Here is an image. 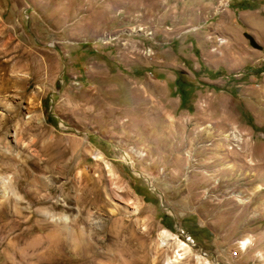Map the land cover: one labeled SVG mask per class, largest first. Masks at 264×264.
I'll return each mask as SVG.
<instances>
[{
	"label": "rangeland",
	"instance_id": "1",
	"mask_svg": "<svg viewBox=\"0 0 264 264\" xmlns=\"http://www.w3.org/2000/svg\"><path fill=\"white\" fill-rule=\"evenodd\" d=\"M231 2L0 0V158L23 169L1 165L0 264H169L163 229L264 264V0Z\"/></svg>",
	"mask_w": 264,
	"mask_h": 264
},
{
	"label": "bare ground",
	"instance_id": "2",
	"mask_svg": "<svg viewBox=\"0 0 264 264\" xmlns=\"http://www.w3.org/2000/svg\"><path fill=\"white\" fill-rule=\"evenodd\" d=\"M1 108V107H0ZM15 140L18 142L19 141V138H18V136H17V128H15ZM1 141V140H0ZM3 151H5V150H3ZM2 151V152H3ZM18 152V151H17ZM4 153H7V152H4ZM12 157H14V156H12ZM7 158H8V161L9 160H11V162H12V159L13 158H11V157H9V156H7ZM17 158V157H16ZM19 158H20V156H19ZM17 160H20V159H18L17 158ZM6 161H7V159H6ZM4 162H5V160H4ZM21 162V161H20ZM1 158H0V170H1ZM22 166V165H21ZM16 167V166H15ZM2 168L3 169H8V170H14V177H15V179L16 180H19L18 178H17V176H19V175H17L18 174V171H20V170H23V169H21L20 167V169L19 168H14L13 167V165H10L9 163H7V162H5V163H3V165H2ZM20 177V176H19ZM11 178H13V177H11ZM21 179V178H20ZM27 180V179H26ZM30 181V180H29ZM32 181V180H31ZM5 182V181H4ZM11 182H12V180H11ZM11 182H9L10 184H11ZM16 182V181H15ZM18 182V183H17ZM16 183H17V185H18V187L19 188H21V189H25V186L26 185H29V183L28 182H24V181H17ZM8 184V183H7ZM25 185V186H24ZM29 186H31V184L29 185ZM28 186V187H29ZM37 186V185H36ZM35 186V187H36ZM10 186L9 185H5L4 186V189L1 191V181H0V198L1 197H3L4 198V200H6V201H8V199L10 200V202L12 201V203H14V208L16 209V211H20L19 209H18V206H17V204H18V200H16V199H13V198H15V197H13V198H9V195H8V197H7V194H8V192L10 191V190H8V188H9ZM43 187H44V185H43ZM16 188V187H15ZM34 188V187H33ZM10 189V188H9ZM42 189V188H41ZM15 190V189H14ZM13 191V190H12ZM22 191V190H21ZM26 191H27V189H26ZM31 191V190H30ZM30 191H27V192H25L26 193V195H25V197L29 200V202L33 205V204H36L39 200H42V199H40V196H39V198L37 197L38 195H40L41 193H40V189H36V190H34V191H32V192H30ZM42 191H44V190H42ZM2 192V193H1ZM11 192V191H10ZM11 194V193H10ZM12 195V194H11ZM3 200V199H2ZM44 200H46V199H44ZM43 200V201H44ZM3 203L1 202V199H0V217H1V205H2ZM10 204V203H9ZM7 205V204H6ZM5 208V207H4ZM12 208V207H11ZM13 210V209H12ZM7 215V214H6ZM19 215V214H18ZM26 215V214H25ZM5 216V215H4ZM5 218V217H4ZM29 218V217H28ZM17 219V218H16ZM45 219V218H44ZM32 220V219H31ZM66 219H61V222H62V224L60 225V226H57V227H55V229H51V232L49 233V235L47 234V233H45L44 235H48V237L50 236V237H54V236H57V237H60V236H63V235H68L69 237H70V240H71V243H73V253H74V251L75 250H82L83 251V253H86L87 252V250H88V247H87V245H89L90 243H89V241L90 240H88V238L86 239V234H85V232L82 230V229H76V232L75 231H73V228L72 227H70V226H68V225H66V221H65ZM78 220V219H77ZM14 221V220H13ZM12 221V222H13ZM27 221V220H26ZM30 221V220H29ZM41 222H42V220H41ZM60 222V223H61ZM14 223V222H13ZM30 223V222H29ZM34 223H35V221H34ZM16 224V223H15ZM18 224H20V223H18ZM22 224V223H21ZM24 224V223H23ZM31 224H32V222H31ZM39 224V223H38ZM25 225V224H24ZM28 225H30V224H28ZM78 225V224H77ZM16 226V225H15ZM20 226V225H19ZM75 226V225H74ZM22 227V226H21ZM28 227V226H27ZM42 227V226H41ZM44 227V226H43ZM15 228V227H14ZM16 228H19V227H16ZM29 228V227H28ZM32 228V227H31ZM23 229V228H22ZM41 230V229H40ZM50 230V229H49ZM16 231V230H15ZM18 231H20V230H18ZM27 231H29V230H27ZM31 231H33V230H31ZM37 231V230H36ZM46 231V230H45ZM13 232V231H12ZM21 232H23V230L21 231ZM41 232V231H40ZM48 232V231H47ZM27 233V232H26ZM29 233V232H28ZM22 234V233H21ZM23 234H25V233H23ZM31 234V233H30ZM12 235V234H11ZM10 235V236H11ZM26 235V234H25ZM32 235V234H31ZM14 236V235H13ZM42 236V235H41ZM17 237H18V235H17ZM27 237V236H26ZM32 237V236H31ZM37 237H39V236H37ZM45 237H47V236H45ZM29 238V237H28ZM72 238H76V241L74 240V239H72ZM26 239V238H25ZM43 239H45V238H43ZM64 239V238H63ZM171 239H174V243H175V245H174V255L172 256V257H170L169 259H168V263L169 264H188L189 263V261H190V259H195V261L197 262V264H212L211 263V261L210 260H208L206 257H204L203 255H201V254H198V253H194L193 252V248H192V246L189 244V243H187L186 241H184V240H182V239H180L177 235H173L172 233H170L167 229H163L162 230V232L160 233V240H161V242L162 243H164V244H166V243H168ZM20 240V239H19ZM29 240V239H28ZM31 240V239H30ZM36 240H38L37 242H40V240H42V237H41V239L39 240V239H36ZM36 240L34 241V242H36ZM49 240V239H48ZM33 241V240H32ZM50 242V241H49ZM65 242V241H64ZM18 243V242H17ZM31 243V242H30ZM33 243V242H32ZM42 243V242H41ZM41 243H40V245H41ZM252 242H251V240L250 239H246V240H242L241 241V243H240V247L242 248V249H246L248 246H249V244H251ZM25 244V243H24ZM24 244H22V245H24ZM39 244V243H38ZM38 244L36 245V246H38ZM26 245V244H25ZM46 245V244H45ZM50 245V244H49ZM20 246H21V244H20ZM32 246V245H31ZM33 246H35V245H33ZM35 246V247H36ZM18 247V246H17ZM29 247V246H28ZM44 247V246H43ZM19 248V247H18ZM27 248V247H26ZM31 248V247H30ZM91 248V247H90ZM42 249V248H41ZM18 250V249H17ZM28 250V249H27ZM34 250V249H33ZM44 250V249H43ZM79 250H78V252H79ZM93 250V249H92ZM37 251V250H36ZM28 252V251H27ZM31 252V251H30ZM24 253H25V251H24ZM34 253V252H33ZM37 254V253H36ZM260 255H263L262 253L260 254ZM42 256H43V254H42ZM89 256V255H88ZM28 257V256H27ZM27 257H25V259L27 258ZM33 257V256H32ZM45 257V256H44ZM192 257V258H191ZM30 258V257H29ZM43 258V257H42ZM19 260H20V258H19ZM32 260V259H31ZM38 260V259H37ZM50 261V260H49ZM88 261H90V262H93L92 261V259H91V257H87L86 255H83V254H81L80 253V255H78V256H76V257H74V256H71V255H68L67 257H65L64 258V260H62L61 262H63L62 264H83L84 262H88ZM44 262V261H43ZM53 262V261H52ZM192 262V261H191ZM24 263V262H23ZM49 263H51V262H49ZM97 263V262H96ZM21 264H22V262H21ZM41 264H43V263H41ZM85 264V263H84ZM95 264V263H94ZM191 264V263H190Z\"/></svg>",
	"mask_w": 264,
	"mask_h": 264
},
{
	"label": "trees",
	"instance_id": "3",
	"mask_svg": "<svg viewBox=\"0 0 264 264\" xmlns=\"http://www.w3.org/2000/svg\"><path fill=\"white\" fill-rule=\"evenodd\" d=\"M264 68V67H263ZM180 80H177V83H179ZM185 85H186V81H182V84L180 85L181 86V97H182V106H184L186 104V100H187V96L183 93L184 91H186L185 89ZM190 85V84H189ZM191 89H192V85H190ZM183 91V92H182ZM170 219V220H169ZM167 220L171 221V218L168 216V215H165V221L163 222V224L170 228V229H173V223H168L166 222ZM190 234L193 235V236H197V232H204V231H207L206 229H201V228H198V226L196 227L195 230H189Z\"/></svg>",
	"mask_w": 264,
	"mask_h": 264
},
{
	"label": "crops",
	"instance_id": "4",
	"mask_svg": "<svg viewBox=\"0 0 264 264\" xmlns=\"http://www.w3.org/2000/svg\"><path fill=\"white\" fill-rule=\"evenodd\" d=\"M246 3V0H232L231 4H229V6L233 9V10H240L243 9L244 4Z\"/></svg>",
	"mask_w": 264,
	"mask_h": 264
},
{
	"label": "water",
	"instance_id": "5",
	"mask_svg": "<svg viewBox=\"0 0 264 264\" xmlns=\"http://www.w3.org/2000/svg\"><path fill=\"white\" fill-rule=\"evenodd\" d=\"M246 37L250 40L254 47L261 49V46L255 42L254 38L250 34L246 33Z\"/></svg>",
	"mask_w": 264,
	"mask_h": 264
}]
</instances>
